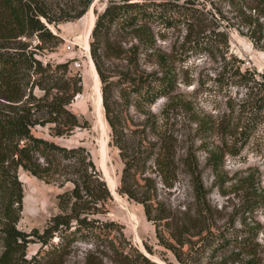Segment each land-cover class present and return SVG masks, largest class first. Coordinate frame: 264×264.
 <instances>
[{"label": "trees", "instance_id": "1", "mask_svg": "<svg viewBox=\"0 0 264 264\" xmlns=\"http://www.w3.org/2000/svg\"><path fill=\"white\" fill-rule=\"evenodd\" d=\"M223 1L237 10L250 29L248 36L264 49L263 34L251 30L253 24H264V0ZM89 4L87 2L73 17L82 16ZM247 6L257 11L258 16L247 14ZM215 14L207 8V0H109L98 13L92 30L91 55L102 83L111 139L124 163L118 191L143 205L147 219L155 225L160 243L171 249L182 264H200L202 257L216 253L232 239L246 242L250 238H239L237 230L214 224V212L207 200L208 190L193 153L181 160L191 178L195 205L187 209L188 216L183 223L172 220V210L159 198V187L155 178L148 174L147 165L153 158V172L158 173L163 186L170 189L177 178V172L172 168L175 163L173 152L167 139L160 143L149 140V144H145L146 130L132 129L111 110L108 94L115 81L113 67L107 64V59L121 55L123 48L116 47V38L131 31L139 44L129 56V50L126 51L128 68L121 69L116 76L123 88L128 89L129 98L134 96L132 100L138 108L153 104L160 96H167L177 80L168 68L161 73L140 70L139 48L152 49L155 43L152 25L165 29L184 27L186 40L181 51L186 56L200 51H222L224 54L229 35L224 29H212L210 23L217 20ZM209 15L214 19L210 20ZM59 23L60 20L50 15L45 0H0V264H65L68 250L76 240L104 241L126 264H139L132 254L121 251L124 248L116 245L122 231H118L119 235H111L109 228L117 224L94 217L112 196L86 147H68L35 134L37 126L49 125L52 136H64L87 123L69 107L75 96L82 92L81 75L72 74L67 62H44L38 56L62 41L49 26L57 27ZM34 36L37 38L35 43ZM231 75V83L244 85L250 90V96L264 91V80L256 79L253 71H241L237 67ZM36 89L39 94L35 93ZM263 104L264 93L256 98L242 130L234 136L235 143L226 152H210L208 160L215 172L222 167L225 153L238 154L245 145L256 123L255 111L258 112ZM20 169L48 183L72 184L57 195L58 210L42 230L26 231L18 225L25 196ZM248 185L250 187V181ZM263 203L261 197L248 194L242 208L252 210ZM160 227L165 228L163 230L176 244L164 242ZM30 242L40 243V248L28 257ZM148 250L151 252V248ZM135 251L141 264H157L145 253L136 248Z\"/></svg>", "mask_w": 264, "mask_h": 264}, {"label": "rangeland", "instance_id": "2", "mask_svg": "<svg viewBox=\"0 0 264 264\" xmlns=\"http://www.w3.org/2000/svg\"><path fill=\"white\" fill-rule=\"evenodd\" d=\"M45 1L50 15L60 20L57 27L53 24L49 26L62 37V41L40 52L38 56L44 62H67L72 74L81 75L82 92L75 96L69 107L81 121L86 120L87 123L85 127H77L64 136H52L49 125L37 126L35 134L68 147L82 145L89 151L112 196L94 217L117 224L111 226L109 232L111 235H119L118 231H122L123 235H119V242H116L117 246L124 248L121 251L132 254L139 264L141 262L135 248L157 264H182L171 249L160 243L155 225L147 219L143 205L118 191L124 163L119 149L112 143L111 127L103 101L100 107L97 105L95 73L98 79L100 76L91 55L92 30L98 13L109 0ZM87 2L90 4L84 14L74 18ZM207 8L217 16L216 23H210L212 29L220 28L228 32L227 52L200 51L186 56L181 51L186 40L184 27L165 29L152 25L155 43L152 49H145L144 46L139 48L140 70L161 73L168 68L176 75L177 81L167 96H160L153 104L138 108L132 100L134 96L129 98L128 89L123 88L116 76L121 69L128 68L126 51L129 50V56L134 46L139 44L131 31H125L116 38V47L123 48L121 55L107 59V64L113 67L112 78L115 81L108 94L109 106L132 129L146 130L145 144L149 140L160 143L167 139L175 158L172 165L177 172L174 186L170 189L163 186L158 173L153 172V158L149 159L147 171L157 182L159 198L171 208L174 222L183 223L188 216L187 209L195 205L191 178L181 160L193 153L208 190L207 200L214 212V224L220 228L237 230L239 238H250L246 242L232 239L216 253L202 257L200 264H264V203L252 210L242 208V202L248 194L261 197L264 202V104L258 112L255 111L256 123L240 152L235 155L225 153L235 143L234 136L237 137L242 130L256 98L264 93L262 91L250 96V90L244 85L232 84L230 76L240 67L241 71L248 69L255 72V78L263 81L264 49L248 36L249 27L228 3L223 0H207ZM245 10L253 17L258 16L257 11L249 6ZM209 17L210 20L214 19L211 15ZM92 19L94 23L89 32ZM252 28L258 34H263L261 43L264 44V24H253ZM33 40L37 42L35 36ZM87 40L89 50L86 49ZM160 58L165 60L163 64ZM75 61L81 62V66L75 67ZM99 87L102 92L100 79ZM35 93L39 94V89ZM223 150L225 155L222 167L215 172L211 160H208L210 152L220 154ZM19 177L23 182L25 196L18 225L26 231L32 228L42 230L58 210L57 195L72 184L48 183L22 169L19 170ZM160 229L164 242L176 244L169 233L163 230L164 227ZM92 242L76 240L72 249L68 250L65 264H126L104 241ZM39 248L40 243L30 242L27 256L36 253Z\"/></svg>", "mask_w": 264, "mask_h": 264}, {"label": "bare ground", "instance_id": "3", "mask_svg": "<svg viewBox=\"0 0 264 264\" xmlns=\"http://www.w3.org/2000/svg\"><path fill=\"white\" fill-rule=\"evenodd\" d=\"M93 23H94V19H92L91 20V24H90V29H89V32L91 31V29H92V26H93ZM86 49L87 50H89V41L87 40L86 41ZM91 65H93V62L91 63ZM95 65V64H94ZM90 72V71H89ZM94 72V71H93ZM86 74V73H85ZM95 78H96V80H95V82H96V95H97V105L100 107L101 106V104H102V92H101V89H100V87H99V79H98V75H97V73H95ZM78 96H79V94H78ZM77 97V96H76Z\"/></svg>", "mask_w": 264, "mask_h": 264}, {"label": "built area", "instance_id": "4", "mask_svg": "<svg viewBox=\"0 0 264 264\" xmlns=\"http://www.w3.org/2000/svg\"><path fill=\"white\" fill-rule=\"evenodd\" d=\"M74 66H75V67H80V66H81V62H79V61H75V62H74Z\"/></svg>", "mask_w": 264, "mask_h": 264}]
</instances>
